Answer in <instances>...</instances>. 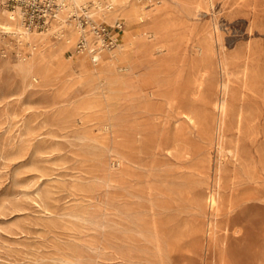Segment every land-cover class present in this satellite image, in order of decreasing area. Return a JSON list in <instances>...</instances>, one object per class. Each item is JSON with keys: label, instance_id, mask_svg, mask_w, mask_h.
<instances>
[{"label": "rangeland", "instance_id": "1", "mask_svg": "<svg viewBox=\"0 0 264 264\" xmlns=\"http://www.w3.org/2000/svg\"><path fill=\"white\" fill-rule=\"evenodd\" d=\"M109 2L0 29V264H264V0Z\"/></svg>", "mask_w": 264, "mask_h": 264}, {"label": "bare ground", "instance_id": "2", "mask_svg": "<svg viewBox=\"0 0 264 264\" xmlns=\"http://www.w3.org/2000/svg\"><path fill=\"white\" fill-rule=\"evenodd\" d=\"M87 1L88 0H65V4H64L63 8L61 9V12H63V13L60 12L61 14H59V16L57 17L58 22L52 26L50 31L51 30L53 31V29L55 30V29L61 27L60 24H62L63 21L65 20V15H66L65 13H67L68 10H74L73 8L75 5L83 6L82 4H84ZM91 1L93 2V4L96 7L100 8V9H98L97 13L102 15V16H107L109 14V10H110L109 8H110V6H113L112 4H114V2H118V4H120L119 7H122V9H124L125 13H127V14H139V11L135 7L129 6L127 4L128 0H110V2L108 4L109 10H106L103 8L101 0H91ZM210 1L212 2L213 0H210ZM90 15H94V13H91ZM0 29H5L6 31L18 34L20 36V38L23 37V38H21V40L23 39L28 45H30L31 47L34 48L35 43H36L34 41V38L37 37L38 33L36 32V29H32V27L27 26V24L24 22L22 12H21L19 7H16V8L6 7L3 11L0 12ZM142 32L147 33L148 31H145L143 29ZM47 33L48 32H45V34H47ZM39 36L40 35H38V37ZM140 41L144 45L149 44L148 36H142ZM87 44L89 47H91L89 39H87ZM40 53H41V50L37 51L34 55V59H36V57L38 55H40ZM96 57L97 58L100 57L99 54H97ZM223 64H224V60H223V57H221L220 65H223ZM206 72H207V70L203 71V73H202L203 77L200 81H198V84L196 85V87H198L199 90L202 87L203 79H204ZM218 87H219V94L220 95H219L218 99L214 102V107L217 109V117H216V123L217 124L216 125H218L217 126L218 131H220L223 124H224V121H225V115L227 112L228 102H229L228 101V93H229V82H228V80L225 79V77L221 78L219 81ZM222 133H223V131H222ZM208 199H209L210 205L212 207H215L218 204V192L214 189H211L209 192V195H208ZM143 218H142V220H143ZM144 219H146V218H144Z\"/></svg>", "mask_w": 264, "mask_h": 264}, {"label": "built area", "instance_id": "3", "mask_svg": "<svg viewBox=\"0 0 264 264\" xmlns=\"http://www.w3.org/2000/svg\"><path fill=\"white\" fill-rule=\"evenodd\" d=\"M65 0H0V12L6 7H19L24 22L29 27L46 28L55 20L63 8ZM77 17V23L81 27H91L97 35L102 37L103 46L112 47L116 43L114 35H110L107 24L102 21L94 20L90 14L82 10L79 14H74ZM87 39L81 35L77 42V49L83 51L88 49ZM100 47H93V52L97 53ZM96 59V58H95ZM98 60V59H96Z\"/></svg>", "mask_w": 264, "mask_h": 264}]
</instances>
